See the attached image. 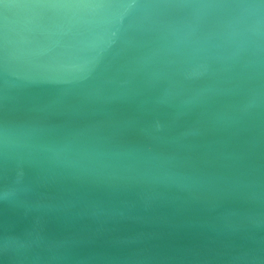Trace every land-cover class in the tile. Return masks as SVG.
<instances>
[{
	"label": "water",
	"instance_id": "1",
	"mask_svg": "<svg viewBox=\"0 0 264 264\" xmlns=\"http://www.w3.org/2000/svg\"><path fill=\"white\" fill-rule=\"evenodd\" d=\"M0 264H264V0H0Z\"/></svg>",
	"mask_w": 264,
	"mask_h": 264
}]
</instances>
